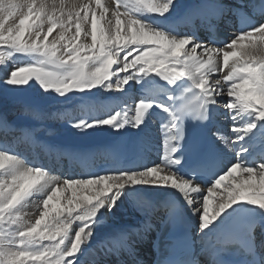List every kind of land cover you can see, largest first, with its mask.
Wrapping results in <instances>:
<instances>
[{"label": "snow or ice", "instance_id": "6c2138e0", "mask_svg": "<svg viewBox=\"0 0 264 264\" xmlns=\"http://www.w3.org/2000/svg\"><path fill=\"white\" fill-rule=\"evenodd\" d=\"M175 8L176 0H0V99L35 88L94 103L101 89L127 92L136 83L159 91L149 88L134 115L125 107L70 126L119 132L139 129L150 110L166 114L163 155L150 166L117 161L71 178L0 150V264H82L87 245L126 198L145 191L165 192L190 208L201 236L237 225L212 248L211 264H264V54L251 52L257 42L264 45V22L238 12L237 34L204 42L177 31ZM252 8L264 21V0H253ZM220 107L234 140L217 138L234 158L222 163L215 153L196 160L200 146L185 144V120L212 119ZM29 206L33 212H24ZM138 232L121 230L118 242L98 247L131 254L130 234Z\"/></svg>", "mask_w": 264, "mask_h": 264}, {"label": "bare ground", "instance_id": "6f19581e", "mask_svg": "<svg viewBox=\"0 0 264 264\" xmlns=\"http://www.w3.org/2000/svg\"><path fill=\"white\" fill-rule=\"evenodd\" d=\"M187 2H188V0H176V8L174 9V11L175 12H173V14L174 13H176V14H179L180 13V10L181 9H183V10H186V4H187ZM186 3V4H185ZM184 5V6H183ZM174 16V15H173ZM175 21L176 20H174L173 22V25H175V28L177 29L178 28V26H180V24H182L181 22H179L178 21V23H175ZM251 52H252V54H255V55H260V54H264V45H260L259 44V42H257V45L254 47V48H252L251 49ZM216 77H218L219 78V74L216 76ZM118 95V94H117ZM106 97V96H105ZM105 97L103 98V99H97V98H95L94 97V101L95 100H99L100 102L99 103H102V102H105ZM79 101H81V100H79ZM79 101H77V104L79 103ZM76 103V102H75ZM82 103H83V101H82ZM97 103V102H96ZM107 104V103H106ZM87 104H83L82 106H86ZM105 105V104H104ZM122 105V104H121ZM74 106V105H73ZM92 106H93V104L91 103H89V105H88V111H90L91 112V110H92ZM101 106L100 105H98V103H97V108H95V111H96V109H97V115H100L101 114V110L99 111L98 109L100 108ZM110 107V106H109ZM59 110H62L61 111V116L63 117V120H62V122H66V124H62V125H64L65 126V128H62L63 129V131L62 130H60L59 131V133L58 134H56V138H57V140H63L62 139V135H63V132L64 133H66L69 137H71L70 136V134L71 133H74L73 132V128H72V131H70V129L68 128V126L69 127H71L70 125H68V122L70 121V120H68V119H70V118H68L69 116L68 115H64V112H66L65 114H69L68 112H67V109L65 108V109H63V108H61L60 107V109ZM158 111L160 112V110L158 109ZM103 112V111H102ZM160 113H162V112H160ZM103 114V113H102ZM101 114V115H102ZM135 114V112L132 114V115H134ZM224 114V113H223ZM79 115H81V116H85L86 114H82V113H80ZM78 115V116H79ZM104 115V114H103ZM103 115L102 116H100L99 118H102L103 117ZM130 115V114H129ZM8 116H10L9 114H8ZM61 116H59V117H61ZM88 116H90V115H88ZM131 116V115H130ZM226 116V115H225ZM59 117H57V119H59ZM80 119H82V117H80ZM229 119H230V117H229ZM149 122H151V124H153L154 125V123H157V124H159L158 125V128H159V133H160V135H162L163 136V132H162V130H161V124H162V122H164V119H162V118H153V117H151L149 114H148V116H147V121H146V123L143 125V126H141L139 129H135V128H132L131 126H129V129L134 133V134H136V133H142V132H144V130H145V127L144 126H146V125H149ZM9 123H12V122H9ZM49 123V122H48ZM32 124V123H31ZM51 124V123H50ZM228 125L230 124V122H228L227 123ZM14 125H17L18 127H22L21 126V124H16L15 122L13 123V125H5L4 124V126H3V130L5 129V130H7L8 128H11V127H13ZM49 125V124H48ZM67 126V127H66ZM15 127V126H14ZM0 128H2V126H0ZM228 128V127H227ZM101 130V131H100ZM67 131H68V133H67ZM74 131H76V129L74 130ZM95 132H93L92 133V131L91 130H89V131H87L88 132V135L86 134V135H84V133H83V135L80 133V132H77V133H74V135L75 136H73V137H75V138H77V139H82V140H89V139H92L93 137H96V136H98L99 134H103L105 131L103 130V128H100V129H97V131L96 130H94ZM146 131V130H145ZM5 132H9V135H11V132L10 131H5ZM53 132H56V130H54ZM36 133V132H35ZM34 133V135H32L31 134V132H29L28 134H26L25 136H24V139L25 138H28V135H32V136H36V134ZM80 133V134H79ZM97 134V135H95V134ZM5 134H7V133H5ZM14 134H16V131L14 132ZM44 134V133H43ZM65 134V135H66ZM118 134H122L121 133V131H119L118 132ZM144 134H145V132H144ZM42 134H40L39 135V137L41 136ZM161 136V137H162ZM8 137H10V136H8ZM73 137H71V139L73 138ZM145 137V136H144ZM63 138H64V136H63ZM55 140V139H54ZM162 140V143H163V138L161 139ZM151 141H153V140H151ZM21 146L23 147V149H25V148H27V145H26V143H22L21 144ZM238 146V145H237ZM155 147H154V145H152V148H151V151H153V150H155L154 149ZM163 148V147H162ZM21 149V148H20ZM1 150H3V149H1ZM13 152V151H12ZM162 153H163V151H162ZM163 155V154H162ZM162 157V156H161ZM156 159V161L158 162V161H160V155H157V157L155 158ZM112 162H115V159H113V161ZM145 163H147V164H149V166L151 165V163H148V162H145ZM148 195L149 194V199L148 200H146V199H144L143 198V196L142 195ZM167 196H168V194L167 193H165V192H153V191H145V192H141V193H135V194H132L131 196H129L128 198H126V200H125V203L121 206V208L118 210V212H117V215L116 216H114V217H111L109 220H112V219H114V218H117L116 219V221H119V220H121V218L124 216V215H126L125 214V210H124V212L122 211L124 208H128V211L129 212H134V211H138L139 213H140V217H135V216H133V215H131L130 216V218H129V222L128 221H126L127 219H128V217L125 219V221L126 222H121L120 224L119 223H117L118 225H116L115 224V227L116 228H122V227H126V226H128L131 222H135V221H137V222H144V221H149L150 223L151 222H153L157 217H160V215H162V213H163V210H164V204H163V201H165V199L167 198ZM125 206V207H124ZM31 207V206H30ZM32 208V207H31ZM188 208V207H187ZM33 209V208H32ZM25 211V210H24ZM188 211H189V213H190V215L193 217V219H194V222H195V224H197V227H198V217H194L193 215H192V211H190V208H188ZM27 212V211H26ZM155 214V215H154ZM145 215V218H143V216ZM150 216V217H149ZM135 220V221H134ZM131 221V222H130ZM114 222V221H113ZM113 222H111V223H113ZM228 224V223H227ZM227 224L226 225H224L225 227H227ZM114 227V228H115ZM108 229H110V228H108ZM106 232V231H105ZM104 232V233H105ZM213 232H215V230H213L212 232H209V233H213ZM206 236H209V234L207 233V235ZM107 237H108V234L107 233H105V234H96L93 238H92V240L90 241V243L87 245V247H86V249H85V252L80 256V259H81V262H82V264H105V262H108V260H109V257H108V255H109V253H107L105 250H103V249H101V248H99L98 247V244H99V242L100 241H105L106 239H107ZM195 238H196V232H195ZM209 239V238H208Z\"/></svg>", "mask_w": 264, "mask_h": 264}, {"label": "rangeland", "instance_id": "374dc122", "mask_svg": "<svg viewBox=\"0 0 264 264\" xmlns=\"http://www.w3.org/2000/svg\"><path fill=\"white\" fill-rule=\"evenodd\" d=\"M107 1V0H106ZM107 2H109V1H107ZM214 78H216V77H214ZM218 78V77H217ZM128 89H130V87H128ZM127 89V90H128ZM95 91V90H94ZM129 92H133L132 90L131 91H129ZM120 94V93H122V92H117V93H110V92H106L105 90H103V89H101L99 92H96V95H98V96H100V97H105V95L107 96V95H110L111 94V96L113 95V94ZM124 93V92H123ZM117 96H121V94L120 95H117ZM95 98H97V99H100L99 97H95ZM70 99H73L72 97H70L68 100H65L63 97H59V96H57V95H55V94H53L52 96H44V95H41V93L39 92V91H37V89H35V88H32V89H28V90H26V91H24V92H21V93H18V94H15V95H13V96H8V97H5V98H3V99H0V111H1V115H4L5 117H7L8 119H9V122H12V123H10V125H13V123L14 122H30V123H32V124H34V126H39V125H41L42 123H40V122H35V119L33 120L32 119V117L34 118V115L36 114V112L35 111H37V112H41L40 114L41 115H43V113L44 114H46V113H48L49 112V109L51 108H56L57 107V109H59L60 107H58V106H62V104L63 103H67V102H69L70 101ZM94 99V98H93ZM101 99H103V98H101ZM100 99V100H101ZM105 99H106V97H105ZM98 102H100L99 100H97ZM97 102V103H98ZM85 102H83V104H84ZM223 103H224V101H223ZM87 104V103H86ZM101 103H98V105H100ZM105 104V105H104ZM122 104V103H121ZM124 104V103H123ZM130 105H129V107L131 108V109H129V108H127L128 109V111H129V114L130 115H132L135 111V104L136 103H134L133 104V102H130L129 103ZM222 104V103H221ZM102 105L103 106H105V108L106 109H109L110 107L108 106V104H106V102H102ZM121 106V105H120ZM66 107V106H65ZM45 109H48V110H45ZM121 109H122V107H121ZM120 109V110H121ZM96 111H97V109H96ZM100 111V110H99ZM102 111H104V109L103 110H101V114H102ZM105 112V111H104ZM133 112V113H132ZM8 114L10 115V116H8ZM40 114H37L38 116H40ZM99 115V117L100 116H102V115ZM79 116H81V115H79ZM89 116H87L86 117V119H89L88 118ZM44 119V117L43 116H41L40 117V121L41 120H43ZM59 120V119H58ZM68 120H70V119H68ZM34 122V123H33ZM47 123L49 122V123H51L52 125H54L55 123L53 122V121H46ZM48 123V124H49ZM151 123V122H150ZM68 124H69V122H68ZM6 125V124H5ZM57 125V124H56ZM49 126H50V124H49ZM153 126V127H152ZM67 127V126H66ZM149 127L151 128L152 127V130H153V133H152V138H153V144L155 145L156 143H157V145H159V146H156L155 145V147H159V152L162 150V147L163 146H161V144H162V141H161V139L163 138V136L161 137L160 135H159V129H157V125H155V123H154V125L153 124H151V126L149 125ZM68 128H69V126H68ZM70 129V128H69ZM74 129V128H73ZM62 131H63V129H61ZM75 130V129H74ZM73 130V132L74 133H77V132H80V131H78V130H76V131H74ZM232 130V124L230 125V131ZM92 131V133L93 132H95L94 130H91ZM96 131H97V129H96ZM52 132V134L53 133H55V132H53V131H51ZM61 132V131H60ZM67 133H68V131H67ZM74 133H71L70 134V136L71 137H73V136H75L74 135ZM82 135H83V133H84V135H88V132L86 131V132H80ZM79 133V134H80ZM66 133H64L63 132V135H62V139H63V136H64V138H70L67 134L65 135ZM83 135V136H84ZM226 137H228V140H230L231 142H232V140H234V136H231V135H227ZM58 138V137H57ZM57 138L55 139V140H57ZM73 138H75V137H73ZM59 139V138H58ZM160 139V140H159ZM12 141H14V140H12ZM149 143L151 144L152 143V141H149L148 142V144H147V147H150V145H149ZM1 150V149H0ZM158 154H160L161 155V153H158ZM157 163V162H156ZM143 197H144V195H142ZM125 207V206H124ZM25 211L24 212H26V213H32L33 212V209L29 206V207H27V208H25L24 209ZM124 210H125V214L126 215H124L122 218H121V220H119V221H116V219L117 218H114V219H112V220H108V222H107V226L105 227V228H103V229H101V230H99L96 234H105V233H107L112 227H115V224L116 225H118L117 223H121V222H126V221H128L129 222V218H130V216L131 215H133V216H135V217H140V213L138 212V211H134V212H129L128 211V208L126 207V208H124L122 211L124 212ZM155 215V214H154ZM128 217V219L125 221V219ZM114 221V222H113ZM135 221V220H134ZM111 222H113V223H111ZM131 222V221H130ZM131 223H136V222H131ZM108 228H110V229H108ZM106 231V232H105ZM105 232V233H104ZM196 232H197V236H198V240H199V238H202V236H201V234H200V232H199V230H198V228L196 227Z\"/></svg>", "mask_w": 264, "mask_h": 264}]
</instances>
